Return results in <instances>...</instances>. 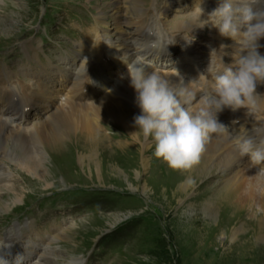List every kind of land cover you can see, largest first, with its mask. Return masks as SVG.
I'll return each instance as SVG.
<instances>
[{
  "label": "bare ground",
  "instance_id": "1",
  "mask_svg": "<svg viewBox=\"0 0 264 264\" xmlns=\"http://www.w3.org/2000/svg\"><path fill=\"white\" fill-rule=\"evenodd\" d=\"M177 2L180 7L189 8L190 12L180 14L179 17L176 15L181 11L184 12L185 9L170 6L158 9L154 6L153 0L150 4V6L153 4L150 8L153 10L148 19L154 21L155 26H151L147 22L148 19H145L143 24L140 23L141 15L146 11L142 0H91L89 4L96 5L94 19L90 28L82 32V37L74 43L77 51H71L69 47L74 39L72 37L77 33L76 30L66 42L60 44L64 46V51H56V48H53L54 55L51 60L40 59L43 50H40V44L35 38L22 43L21 64L16 65L17 72L1 66L6 61L5 57L1 59L3 61L0 62V213L10 202L15 204L20 199L19 192L22 187L16 188L19 184V173L17 174L15 170L21 171L27 177L34 176L38 181H44L49 175L45 160L49 159L53 162L54 166L48 167L55 171L57 157L61 153L71 154L73 150L75 153L78 149L79 157L76 158L78 166L96 161L98 152L93 148L99 146L96 145L97 139L98 137L102 139L100 131H103L106 124L111 126L115 133L121 135L120 137H124L116 141L121 142L116 145L117 148L132 149L129 145L122 144L129 138L133 145L141 149L138 162L144 172L156 166L163 172L162 178L169 177L170 174L176 176L171 189V191L174 189L172 195L169 191L170 197L177 194L185 199L197 185L191 195L194 200L203 203L198 211L203 215L202 219H207L208 222L217 220L213 199L207 200V198L213 195L215 197V194L221 191L225 193V190V199L229 197L232 203L241 207L247 206L243 211L245 209L251 212L256 208L264 216V162L257 164L248 156H241L236 147V138L245 133L254 135L257 141L264 139V131L260 134L253 131L257 128L264 130V80L256 85L255 93L259 96L253 109L248 111L247 108L242 107L233 111L225 108L217 114L218 121L225 125L229 134L210 138L205 144L199 162L191 169L179 170L180 173L177 175L176 170L170 168L163 160L156 157L158 162L153 163L152 159L148 160L144 156L146 148L150 158L154 152L150 145L152 139L144 137L142 133L138 137L139 134L134 127L133 118L140 113V109L135 103L136 94L129 84L124 61L143 55L151 61L149 71H156L173 83L183 80V83L195 94L192 103V108L195 110L198 107L200 94L211 91L208 66L210 65L214 70L222 69L223 66H234L235 58L239 55L237 43L230 37L221 36L210 24L212 17L208 14L218 7L220 0H217L211 9H208V6L194 9L188 4V0H177ZM4 3L0 0V5H5ZM254 6L264 8V0H256ZM103 16L112 18L106 22ZM203 26L208 27V34L205 37L201 34ZM149 30L159 33L165 38L164 43L169 45L160 51L150 49L147 46L151 39L148 35ZM7 31V27L0 21V32L6 34ZM192 37H196L197 40L192 41ZM12 40H4L3 45ZM259 43L262 47L258 51L264 55V38H261ZM104 136L107 135L104 133ZM71 138L75 139L74 142H69L74 147L65 144ZM128 142L131 144L130 141ZM115 143L112 142V145ZM87 150L90 151L88 155L83 153ZM52 154L57 155L52 156ZM94 165L96 166L97 163L95 162ZM49 173L52 175L51 169ZM96 173H98L97 169ZM135 177V181L139 180L141 174L136 172ZM162 178L152 181L156 183ZM189 178L194 181L192 185L186 182ZM59 185L61 189L51 190L50 198H56L64 190L73 188L70 187L72 184L67 186L62 180ZM75 188L79 187L73 189ZM215 188L224 190L215 192ZM130 189L134 190L132 187ZM146 189L142 187V193ZM2 190L6 192L5 198ZM196 191L199 193L196 194ZM203 191L206 193L205 198L202 196ZM212 191L215 193L211 194ZM219 196L222 195L215 198V203L219 204L221 201ZM181 199L179 203L183 204ZM184 201V209L191 211L189 213L192 214L193 208L189 209L193 207L190 204L192 200ZM26 205L24 202L22 206ZM48 207L55 208L49 205ZM19 208L20 206L14 207L11 212H17ZM30 209L28 211H32ZM66 212L68 211L63 213L66 215ZM121 213H109L118 214L115 215V221L113 220L116 224L122 221L119 217ZM106 215L108 214H99L98 219L104 221L103 217ZM63 217V215L50 214L42 221L43 223L33 221V224L24 223L21 226H10L6 223L1 225L6 230L0 231V256L6 259L8 264H55L59 255L52 252L59 251L49 246L51 241H59L70 229H72L70 238L74 240L78 232L86 230L80 226L85 224L87 217L69 225L64 222L60 225L59 221ZM217 223L219 221L212 228H216ZM239 223L234 226L228 224L229 226L224 229V235H221V242H226L230 248L234 245L242 246L241 248L249 245L255 251L264 253V221L258 220L260 225L256 224V230L248 233L250 237L247 240H240L243 241L242 244L238 241L242 236L241 233L246 229ZM110 224H107L109 228L104 231L115 225ZM247 226L246 224L245 227ZM93 227L96 228V225ZM62 244H65V241H62ZM220 245L222 246L221 243Z\"/></svg>",
  "mask_w": 264,
  "mask_h": 264
},
{
  "label": "rangeland",
  "instance_id": "2",
  "mask_svg": "<svg viewBox=\"0 0 264 264\" xmlns=\"http://www.w3.org/2000/svg\"><path fill=\"white\" fill-rule=\"evenodd\" d=\"M3 1L5 5H0V21L4 23L8 31L6 34L0 32V62L5 57L8 67L14 70H17L16 65L19 66L21 64L20 47L23 42L29 41V38L32 39L37 35L41 45L40 50H43V55L39 56L40 59L48 58L51 60L52 55H54V47L56 51H64V46H60V44L66 42L70 33L72 34L77 29L86 31L91 26L95 13L94 7L96 6L89 4L91 0L88 2L85 0ZM142 1L147 8L150 0ZM207 1L202 0L200 3H206ZM163 2L164 0H158V5ZM150 8H147L148 13H150ZM84 13L89 15L90 20L85 17V20L80 21V16ZM103 18L108 22L112 17L103 16ZM81 19H84V16ZM207 32L208 28L203 26L201 34L206 35ZM77 34L78 32L72 37L74 39L69 44L71 51L76 50L74 43L78 41L76 39ZM16 37H19V39H16ZM11 39L13 40L7 42L5 46L3 45L4 40ZM193 39L195 40L196 38ZM38 40L36 39V41ZM43 42H45L44 48L42 47ZM19 79L23 80V78ZM108 126L105 124L103 131L99 130L102 139L98 137L96 145L99 146L93 148L98 152V157L94 162L85 166H78L76 158L79 157V150L77 149L74 153L72 149L73 153H61L57 157L58 163L54 167L55 171L53 168L48 167H53V162L49 161V159L45 160V167L49 175L48 178L45 177L44 181H38L34 176L27 177L21 171L15 170L17 174L19 173V184L16 185V188L18 186L22 187V192L20 190L18 202L15 204L10 202L3 212L0 213V231L6 230V228L2 229L1 225L8 224L7 220H10V225L15 226L25 222H33V218L28 214H38L44 207L45 210L34 217L36 223H43L42 221L50 214L58 215L59 212L69 211L64 204L65 202L71 209L65 217V222L68 225L81 219L83 214L92 212L93 209H95V212L91 213L87 217L85 224L83 223L80 226L86 230L78 232L74 240L70 238L72 233V229H70L66 236L63 235L59 241L53 242L51 247L59 251L52 252L59 255L58 258L54 255L56 257L55 264H58V262L59 264H264V253L255 251L251 246L248 245L249 247L241 248L242 246L234 245L230 248L226 242H221V235H224V229L229 226L228 224L234 226L239 222H241L239 224L244 225L246 230L241 233L242 236L238 243L242 244L243 241H240L242 239L247 240L250 237L248 233L255 231L257 225H260L258 220L264 221V216L258 209L253 208L251 212H247L245 210L247 206L241 207L236 203H232L229 197L227 198L229 201L225 199V190V193L221 191L219 194H215V197L211 195V198H207V200L213 199L212 202L217 211L216 216H218L217 220L208 222L206 221L207 219H202L203 215L198 211H200L199 207L203 203L198 202L196 199L194 200L193 195H191L197 185L192 189L191 194L186 195L187 198L185 199H183V196H177V194L170 197V192L171 195L174 192V189L172 191L171 189L174 186L173 182L176 176L170 174L169 177L162 178L163 172L156 166L151 170L145 171V173L139 167L138 162L141 149L133 145L132 140L129 138L122 144L129 145L132 149L123 150L117 148L116 145L121 144V142L116 141L124 139V137H120L121 135L115 133V130ZM134 127L137 129L135 124ZM136 132L139 134L138 137H140L141 133L138 129ZM104 133L107 136H104ZM114 137H118V139ZM73 140L75 139L71 138L65 144L70 145L69 142L71 141L72 143ZM112 142H116L115 145H112ZM150 145L154 149L153 141ZM71 146L73 145L71 144ZM147 150V148L144 150V156L148 160L152 159L153 163L158 162L153 154H151L150 158V153L148 154ZM88 152L90 151H83L87 155ZM54 155L57 154H52V156ZM95 162L97 163L96 166L94 165ZM150 164L147 166L149 167ZM50 169L52 170V175L49 173ZM96 169L98 173H96ZM136 172L141 174V178L135 181ZM176 172L177 175L180 173L179 170H176ZM168 173L170 172L168 171ZM156 178L162 179L154 183L155 181L152 180ZM61 180L67 186L72 184L70 187H79L80 190L79 188L64 190L56 198H50L51 190L58 191V189H61L59 185ZM85 187L88 188L86 189ZM130 187L134 190H131ZM142 187L147 188L144 193H142ZM220 190L224 189L215 188V192ZM1 192L5 193L3 196L5 198L6 192L3 190ZM215 192L212 191L211 194ZM198 193L196 191V194ZM218 195H222L219 196L221 199L219 204L214 202ZM202 196L203 198L206 197L204 191ZM181 198L183 199V204L179 203ZM186 199L192 200V203L189 202L193 205V207L189 208H193L192 214L189 213L191 211L184 209V200ZM24 202L27 204L26 206H22ZM49 202L55 205V208L51 209L48 205H45ZM228 202L231 203L229 204ZM19 206L20 208L17 212H11L14 207ZM29 208L32 211H28ZM243 208H245L244 211ZM116 212H122L119 215L122 221L117 224L114 221L115 215L118 214H109ZM99 214L108 215L103 217L105 219L103 221L101 218L98 219ZM238 218L241 219L239 220ZM217 221L219 223H217L216 228H212ZM108 223H111L110 225L114 223L115 225L104 231L107 227L109 228ZM246 224L248 225L247 228L245 227ZM94 225H96V228L93 227ZM62 241H65V244H62Z\"/></svg>",
  "mask_w": 264,
  "mask_h": 264
},
{
  "label": "clouds",
  "instance_id": "3",
  "mask_svg": "<svg viewBox=\"0 0 264 264\" xmlns=\"http://www.w3.org/2000/svg\"><path fill=\"white\" fill-rule=\"evenodd\" d=\"M256 0H220L218 7L208 16L211 26L221 36L230 37L239 46L234 66L213 69L211 91H204L193 110L195 94L180 80L173 83L156 71H149L151 61L137 55L128 61L129 84L135 92V103L140 113L134 116V124L144 137L154 142V156L174 170H189L196 165L205 144L213 136L229 134L217 114L225 108L235 111L256 106V85L264 80V55L258 49L264 38V8L255 7ZM148 47L160 51L169 44L164 37L149 30ZM154 37V39L152 38ZM242 53V54H241ZM260 134L259 128L253 130ZM237 151L257 164L264 162V139L257 141L252 134L236 138ZM187 184L194 181L189 178ZM0 264H8L0 256Z\"/></svg>",
  "mask_w": 264,
  "mask_h": 264
}]
</instances>
